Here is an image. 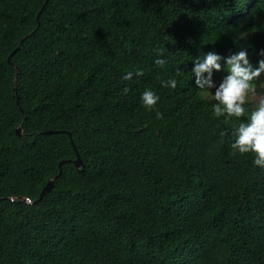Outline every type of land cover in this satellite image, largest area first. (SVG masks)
I'll use <instances>...</instances> for the list:
<instances>
[{"label":"trees","instance_id":"1","mask_svg":"<svg viewBox=\"0 0 264 264\" xmlns=\"http://www.w3.org/2000/svg\"><path fill=\"white\" fill-rule=\"evenodd\" d=\"M240 50L264 0H0V264H264V168L231 148L256 107L215 117L192 72Z\"/></svg>","mask_w":264,"mask_h":264},{"label":"clouds","instance_id":"2","mask_svg":"<svg viewBox=\"0 0 264 264\" xmlns=\"http://www.w3.org/2000/svg\"><path fill=\"white\" fill-rule=\"evenodd\" d=\"M162 54V50L161 53ZM264 55V50L261 52ZM224 61V64L220 61ZM156 65L163 66L166 61L164 59H156ZM227 70L222 82L217 87L213 81V71ZM195 74V85L202 89L215 88L214 99L217 103L213 106V115L220 117L227 114V117H241L247 114L245 108L246 97L250 92H255L253 81L257 80L264 73V59L258 62V67H253L248 58L246 50H240L235 54L227 57L208 52L202 57L195 59V67L192 69ZM177 74H182L177 69ZM136 75H143V71H138ZM133 76L132 72H128L124 79L129 80ZM165 87L175 89L177 86L176 79H169L162 82ZM125 92L128 91L126 88ZM141 99L143 104L149 109L154 108L159 97L151 90L142 93ZM161 113L157 112L159 118ZM224 133H221L223 135ZM236 139L232 143L231 148L233 154L254 153V165L264 168V98H261L257 107L248 116L245 123H241L235 131Z\"/></svg>","mask_w":264,"mask_h":264},{"label":"rangeland","instance_id":"3","mask_svg":"<svg viewBox=\"0 0 264 264\" xmlns=\"http://www.w3.org/2000/svg\"><path fill=\"white\" fill-rule=\"evenodd\" d=\"M224 77V74L218 73L215 70L213 71V81L217 87L219 86V83L222 82ZM253 85L255 87V92H250L246 99L252 100L254 106L257 107L259 100L264 98V73H262L257 80H254ZM214 92L215 88L205 90V93L210 97H214Z\"/></svg>","mask_w":264,"mask_h":264},{"label":"water","instance_id":"4","mask_svg":"<svg viewBox=\"0 0 264 264\" xmlns=\"http://www.w3.org/2000/svg\"><path fill=\"white\" fill-rule=\"evenodd\" d=\"M47 2V0H46ZM26 36H24L22 39H24ZM20 46V45H19ZM19 46H17L15 48V50L12 52V54L9 56V59L11 60V57L12 55L17 51V49L19 48ZM19 70V68H18ZM17 131L19 134H22L23 133V129H22V125H20L18 128H17ZM46 132H53V130H46ZM76 164L77 166H81L83 164V161L81 160L80 156L78 155V158L76 159ZM54 180H55V177H52L48 182L47 184L44 186V188L42 189L41 193H40V198L47 192H49L52 188V186L54 185ZM30 200V199H28Z\"/></svg>","mask_w":264,"mask_h":264}]
</instances>
